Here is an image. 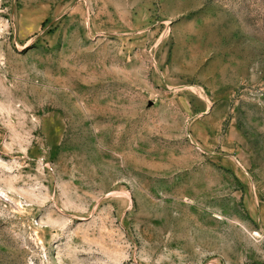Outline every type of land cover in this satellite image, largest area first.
Masks as SVG:
<instances>
[{
	"label": "rangeland",
	"instance_id": "374dc122",
	"mask_svg": "<svg viewBox=\"0 0 264 264\" xmlns=\"http://www.w3.org/2000/svg\"><path fill=\"white\" fill-rule=\"evenodd\" d=\"M0 264H264V0H0Z\"/></svg>",
	"mask_w": 264,
	"mask_h": 264
}]
</instances>
